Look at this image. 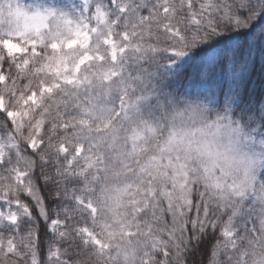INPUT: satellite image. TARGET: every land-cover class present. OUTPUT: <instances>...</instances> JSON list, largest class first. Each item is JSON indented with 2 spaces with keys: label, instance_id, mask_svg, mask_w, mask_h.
Returning <instances> with one entry per match:
<instances>
[{
  "label": "snow or ice",
  "instance_id": "6c2138e0",
  "mask_svg": "<svg viewBox=\"0 0 264 264\" xmlns=\"http://www.w3.org/2000/svg\"><path fill=\"white\" fill-rule=\"evenodd\" d=\"M262 129L264 0H0V264H264Z\"/></svg>",
  "mask_w": 264,
  "mask_h": 264
},
{
  "label": "rangeland",
  "instance_id": "374dc122",
  "mask_svg": "<svg viewBox=\"0 0 264 264\" xmlns=\"http://www.w3.org/2000/svg\"><path fill=\"white\" fill-rule=\"evenodd\" d=\"M241 38H242L241 36H236L235 34H233L231 39H226L224 42H222V44H219V42H217L212 46L211 49L207 50L208 55L215 54L221 58V64L219 65L218 71L216 73V81L220 84L224 83V81L226 80L228 73L230 71V67L227 63L228 48L235 41H242L243 39H241ZM220 41H223V40H220ZM184 71L191 73L194 71V69L189 65V66L185 67ZM161 73H164L165 75L162 76ZM170 78L171 77H170L169 73L165 72V70H163V69L160 70L158 82L160 83V86L162 85L161 86L162 88H164L163 84H165V88H167L169 81H170ZM262 130H264V129H262Z\"/></svg>",
  "mask_w": 264,
  "mask_h": 264
},
{
  "label": "trees",
  "instance_id": "16d2710c",
  "mask_svg": "<svg viewBox=\"0 0 264 264\" xmlns=\"http://www.w3.org/2000/svg\"><path fill=\"white\" fill-rule=\"evenodd\" d=\"M241 39H245L244 37H242ZM242 40V41H243ZM225 40H223V41H219V44H222V42H224ZM162 74V76H164L165 74L164 73H161ZM164 85V88H165V84H163ZM162 86V85H161ZM254 100H255V97H254ZM256 104H257V106H258V104H259V101L258 100H256ZM42 232H43V228H42ZM196 260H197V262H199L201 259H202V257L199 255V254H197L195 257H194ZM203 259H206V257H204Z\"/></svg>",
  "mask_w": 264,
  "mask_h": 264
}]
</instances>
